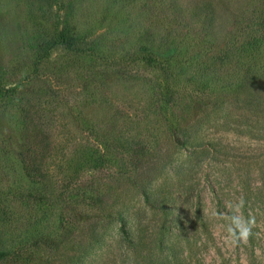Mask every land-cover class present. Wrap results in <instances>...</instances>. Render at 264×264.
<instances>
[{
    "label": "rangeland",
    "instance_id": "1",
    "mask_svg": "<svg viewBox=\"0 0 264 264\" xmlns=\"http://www.w3.org/2000/svg\"><path fill=\"white\" fill-rule=\"evenodd\" d=\"M176 255L264 264V0H0V264Z\"/></svg>",
    "mask_w": 264,
    "mask_h": 264
},
{
    "label": "trees",
    "instance_id": "2",
    "mask_svg": "<svg viewBox=\"0 0 264 264\" xmlns=\"http://www.w3.org/2000/svg\"><path fill=\"white\" fill-rule=\"evenodd\" d=\"M60 40L63 44L67 45V46H71L75 43L76 41V37L74 36V34L71 33L70 29L65 27L61 30L60 33ZM215 194L217 193V191L214 192ZM235 236L239 237L240 232L236 229L235 231ZM251 235L253 236V238L255 237V233H251ZM252 238V239H253ZM185 261H182L180 259H178V255L174 256V260L172 262H169V264H185L183 263ZM163 264H166L165 262H163Z\"/></svg>",
    "mask_w": 264,
    "mask_h": 264
}]
</instances>
